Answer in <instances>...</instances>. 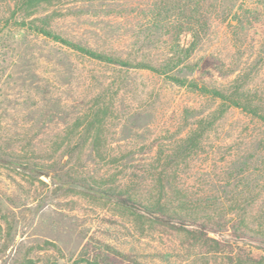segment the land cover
Here are the masks:
<instances>
[{
  "label": "rangeland",
  "instance_id": "374dc122",
  "mask_svg": "<svg viewBox=\"0 0 264 264\" xmlns=\"http://www.w3.org/2000/svg\"><path fill=\"white\" fill-rule=\"evenodd\" d=\"M151 2L0 0V264L264 256V120L136 66L162 63L170 42L146 19ZM44 16L55 33L130 65L36 33L29 22ZM263 29L236 34L212 19L182 62L193 70L180 65L178 76L237 87L264 113ZM189 41L182 33L178 43ZM156 199L185 221L145 212ZM241 219L247 227L234 231Z\"/></svg>",
  "mask_w": 264,
  "mask_h": 264
},
{
  "label": "trees",
  "instance_id": "16d2710c",
  "mask_svg": "<svg viewBox=\"0 0 264 264\" xmlns=\"http://www.w3.org/2000/svg\"><path fill=\"white\" fill-rule=\"evenodd\" d=\"M30 1V0H28ZM41 0H31L32 3H39ZM214 18L227 20L233 28L234 33H238L246 24L253 22H264V0H152L150 10L147 14V21L152 24L156 31L162 28L168 29L170 42L166 43L165 60L159 65H151L146 62H137L139 68H146L160 75L165 76L171 82L186 86L201 93L208 94L213 98L220 99L227 106H234L242 111L248 112L264 120V113L247 98V95L240 91L239 88H234L231 91H225L215 87H209L200 84L194 80H189L186 77L178 76L180 65L189 70H193L188 64H182L183 60L187 59L191 53L197 48L207 33L210 22ZM39 21V24H36ZM36 33L47 36L54 41H57L81 54L100 61L117 64L119 66H129L130 62L118 57L104 54L89 47L73 42L64 38L58 33H55L48 28V16H44L29 22ZM24 22H22V25ZM264 37V29L261 30ZM154 32V31H153ZM188 34L190 41L187 45L178 43L181 34ZM196 137L193 136L190 141L194 142ZM160 181V180H159ZM163 189V186H160ZM135 199V198H134ZM178 207H172L171 202L155 201L147 202L143 205V210L150 215L156 217H166L176 219L178 222H184V218L179 214ZM192 217V221L198 218L191 213L186 214ZM204 225V224H203ZM202 225V227H203ZM244 225L243 219L235 223L232 227L234 231H242ZM201 227V224L199 225ZM205 226V225H204ZM247 227L246 225H244ZM189 233L195 235L196 239L202 234L207 240L214 241L211 237L202 233L200 229L193 231L187 229ZM215 242V241H214ZM28 261V257L26 259ZM264 256H261L254 262L262 264ZM33 264V262H31Z\"/></svg>",
  "mask_w": 264,
  "mask_h": 264
}]
</instances>
